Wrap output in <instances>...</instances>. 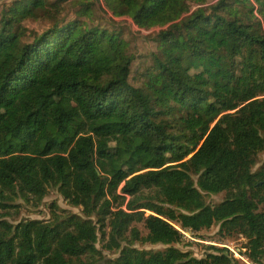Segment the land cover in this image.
<instances>
[{"label":"trees","instance_id":"16d2710c","mask_svg":"<svg viewBox=\"0 0 264 264\" xmlns=\"http://www.w3.org/2000/svg\"><path fill=\"white\" fill-rule=\"evenodd\" d=\"M262 154L264 0L0 5V264H238L175 247L217 223L264 264Z\"/></svg>","mask_w":264,"mask_h":264},{"label":"rangeland","instance_id":"374dc122","mask_svg":"<svg viewBox=\"0 0 264 264\" xmlns=\"http://www.w3.org/2000/svg\"><path fill=\"white\" fill-rule=\"evenodd\" d=\"M10 0H0V5L3 4L5 5L6 3H9ZM193 10V8H192ZM118 26L123 29V32H125L128 35L129 40L133 44V46L137 49V51L141 55H146L147 47H146V40H145V35L143 36L142 33L144 34H150L152 32H157L154 30H149V31H138L136 27L132 25V22L129 19H117ZM30 26L35 27L33 23L30 24ZM130 34H135L130 37ZM241 84V83H240ZM241 89L244 92L245 90L242 87L241 84ZM258 97V94L253 93L250 96H243L242 97V102H249L253 99H256ZM264 161V154L261 155V162ZM206 202L208 204H214V203H219L223 199V195H218L216 197L214 196H206L205 197ZM45 202H50V201H57L59 206L65 210H70L72 213L79 214L80 211L76 208H70L65 201L62 199V197L57 194L56 192H51L48 197L45 198ZM48 216V207L47 204H44L38 208H31L29 209L28 207H24L22 209V214L20 215V218L22 219H34V220H44L47 219ZM137 228L140 230L141 234L146 235L147 230L144 228L142 224H137ZM179 231L181 229L177 228ZM183 231V230H181ZM187 237V239L181 232L183 236V240L185 242H198L201 245L197 246H184V245H176V248H179L183 252H190L192 256L200 258L204 256L205 254V246H208L211 243H214L217 247H230L233 251L236 252L237 249H241L245 251V244H246V239L243 236V234L240 233L238 230H228V226L225 225V223H217L215 224L208 232H202L198 233L197 237L195 234L191 233L190 231H184ZM209 235L210 238L209 240H204L203 236ZM211 240V241H210ZM178 246V247H177ZM135 248L139 250H160L165 248L161 244H146L143 246L140 245H135ZM239 263L238 264H243L242 261L238 259Z\"/></svg>","mask_w":264,"mask_h":264},{"label":"built area","instance_id":"2783aa9c","mask_svg":"<svg viewBox=\"0 0 264 264\" xmlns=\"http://www.w3.org/2000/svg\"><path fill=\"white\" fill-rule=\"evenodd\" d=\"M180 232L187 238L189 239V237L186 236L187 233H185L184 231ZM227 249L233 254V257L237 260V262L239 263L238 259L240 261H242L243 264H255L253 262H251L249 260V258L246 256L245 251L241 250V249H237L236 252L233 251L230 247H227Z\"/></svg>","mask_w":264,"mask_h":264}]
</instances>
